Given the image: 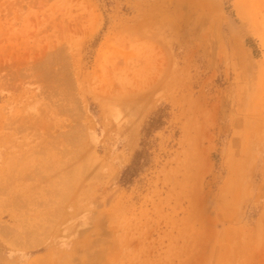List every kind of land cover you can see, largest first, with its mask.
I'll return each instance as SVG.
<instances>
[{
    "label": "rangeland",
    "instance_id": "rangeland-1",
    "mask_svg": "<svg viewBox=\"0 0 264 264\" xmlns=\"http://www.w3.org/2000/svg\"><path fill=\"white\" fill-rule=\"evenodd\" d=\"M0 264H264V0H0Z\"/></svg>",
    "mask_w": 264,
    "mask_h": 264
},
{
    "label": "trees",
    "instance_id": "trees-1",
    "mask_svg": "<svg viewBox=\"0 0 264 264\" xmlns=\"http://www.w3.org/2000/svg\"><path fill=\"white\" fill-rule=\"evenodd\" d=\"M147 128L149 129L150 127H147ZM148 129H146V131H147ZM142 155H143L142 153H136L135 156H134V163H135V162L137 161V159H139Z\"/></svg>",
    "mask_w": 264,
    "mask_h": 264
},
{
    "label": "bare ground",
    "instance_id": "bare-ground-1",
    "mask_svg": "<svg viewBox=\"0 0 264 264\" xmlns=\"http://www.w3.org/2000/svg\"><path fill=\"white\" fill-rule=\"evenodd\" d=\"M67 189V187H65ZM68 191V190H67Z\"/></svg>",
    "mask_w": 264,
    "mask_h": 264
}]
</instances>
